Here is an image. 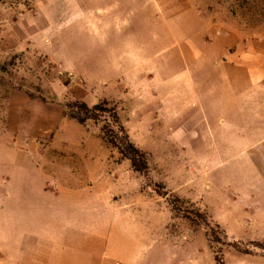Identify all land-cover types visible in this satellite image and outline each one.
<instances>
[{"label": "crops", "instance_id": "0c3cea01", "mask_svg": "<svg viewBox=\"0 0 264 264\" xmlns=\"http://www.w3.org/2000/svg\"><path fill=\"white\" fill-rule=\"evenodd\" d=\"M200 4L36 0L0 17L10 22L0 28V61L38 51L60 73L87 78L53 50L75 25L91 39L97 86L88 103L84 89L75 98L116 103L131 142L152 155L148 165L164 171L172 193L198 202L230 243L262 242L264 32L244 40L206 22ZM0 113V264H215L201 230L174 220L129 162L61 104L12 90ZM223 258L264 264L232 248Z\"/></svg>", "mask_w": 264, "mask_h": 264}, {"label": "rangeland", "instance_id": "374dc122", "mask_svg": "<svg viewBox=\"0 0 264 264\" xmlns=\"http://www.w3.org/2000/svg\"><path fill=\"white\" fill-rule=\"evenodd\" d=\"M34 1L36 0H0V17L4 15L8 20L18 17L19 14L25 13L28 10L31 11ZM200 3L206 22L222 27L224 26L230 31H237L244 40L248 41L251 36H257L258 33L264 32V0H200ZM9 23L8 21L1 20L0 28H3L4 25H9ZM221 38L223 37L221 36ZM206 39L209 44L213 41L212 37H206ZM53 47V50L57 49L60 54V61L64 66L69 67L73 72L75 67H78V71H81L83 77L87 76V78L75 77L72 79L67 73H60L56 65L38 51L36 53L30 52L24 55L16 54L7 57L5 55V58L0 61V110L5 108L8 104L9 95L12 90L25 91L31 98L38 99L44 103L61 104L63 109L67 103L81 101L75 98L78 88L84 89L83 92H88L84 101L88 103L91 100V96L96 92L97 86L92 84L89 79V71H91L90 37L83 35L78 31L75 25H72L62 31L61 35L55 39ZM202 75L203 73H200V77ZM87 105L92 106L90 104ZM0 120H2L0 122V128L4 130L6 124L3 120H5V117H0ZM89 132L93 135L95 134L91 130H89ZM106 146L110 149L112 157L128 161L123 159L116 149L108 145ZM142 152L145 154L147 163V170L144 174L135 171L128 161L130 172H132V174H137V177L140 178L142 182L141 188L146 190L150 189L156 193V186H163L164 190L169 195L168 198H174L176 202L174 206L179 210H185V212H191L192 209L194 210L196 208L195 206L190 203H182L181 200L186 199L178 197L167 188L163 182V180H166L164 171L158 172V166L148 165V158L152 155L145 151ZM35 179H37L36 182L39 181L38 178ZM39 183H41V181ZM30 188L31 187L25 188V192L32 191ZM29 198L33 199L32 197ZM162 198L164 206L170 209L172 218L174 220L179 219L190 222V224L194 226L196 233L198 230H201V234L204 235L208 246L211 243L215 251L218 250L219 247L222 248L220 254L222 258L223 251L226 248H232L244 254L264 256V241L230 243L223 231L211 221H209L211 237L208 239L202 228L196 222L181 217L178 210L173 211L172 207L168 204V200L165 197ZM34 200L40 203L42 198L34 197ZM210 256L214 258L213 252Z\"/></svg>", "mask_w": 264, "mask_h": 264}, {"label": "trees", "instance_id": "16d2710c", "mask_svg": "<svg viewBox=\"0 0 264 264\" xmlns=\"http://www.w3.org/2000/svg\"><path fill=\"white\" fill-rule=\"evenodd\" d=\"M64 116L75 121L87 131H93L104 144L116 149L123 159L128 160L135 171L141 174L146 172L145 154L131 142L122 119V110L116 103L102 100L92 106H88L85 102L73 101L65 105ZM156 193L168 200V204L173 211L178 210L181 217L196 222L204 231L205 236L208 239L211 237L210 220L198 202L181 200L182 203H190L196 207L191 212H185V210H179L174 206L176 203L174 198H168L169 195L163 186L157 185ZM176 199L179 200L178 198ZM209 246L214 254L215 264H224L223 258L220 256L222 248L219 247L215 251L211 243Z\"/></svg>", "mask_w": 264, "mask_h": 264}]
</instances>
